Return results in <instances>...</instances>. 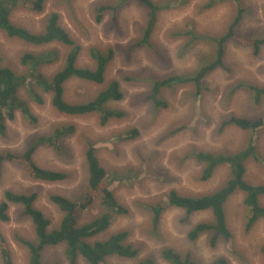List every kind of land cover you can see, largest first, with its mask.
Wrapping results in <instances>:
<instances>
[{
  "label": "rangeland",
  "instance_id": "rangeland-1",
  "mask_svg": "<svg viewBox=\"0 0 264 264\" xmlns=\"http://www.w3.org/2000/svg\"><path fill=\"white\" fill-rule=\"evenodd\" d=\"M42 1L41 13L15 8L11 23L29 32L40 33L47 16L57 13L60 26L81 49L77 60L79 68H93L89 55L91 48L113 52L102 85L70 79L64 84V99L71 104L87 102L114 79L120 85L123 99L110 103L107 108L120 111L124 116L112 118L102 126L97 114L82 117L59 114L51 106V96L36 87L20 59L25 54L40 56L45 52H56L55 62L38 68L45 77H51L63 65L67 48L59 44L26 45L0 33V68L28 77V84L19 90L18 96L36 120L31 122L17 112L15 119L7 122L5 136H0V152L21 154L34 137L47 136L55 128L65 125L75 128L72 136L62 140L63 154L40 147L34 156L39 167L66 173L65 181H33L21 166L6 163L0 179V200L5 190L25 195L34 192L38 196L35 207L51 221V228H56L62 213L48 198L60 195L73 199L80 194L86 184L84 143L91 141L96 143L97 157L106 171L113 196L126 213L114 216L108 230L89 242L102 241L111 234L125 231L128 233L126 244L138 249L134 259L113 256L105 259L104 264H138L145 260L151 264H169L162 256L164 249H172L182 258L189 257L194 264H213L219 259L227 264H264L261 254L264 220L245 232L242 193L236 192L225 205L230 239L227 242L220 240L214 247L209 245L207 235L194 242L187 239L190 227L210 219L208 213L194 214L184 223L183 213L172 209L162 216L159 227L153 229L146 212L148 204L162 200L170 190L182 196H199L214 192L227 181V167L218 168L209 180L201 181L203 167L192 157L193 151L228 154L253 141L259 161L246 164L245 180L251 185L264 184V128L255 133L232 126L220 131L223 122L232 116L254 120L264 114V100L254 106L250 93L240 90L232 95V87L237 83L264 88V45L258 54H254L252 49L230 43L224 58L225 66L202 80L200 96H194L195 90L190 83L175 81L172 83L177 86L164 89L160 95V100L168 103L166 109L154 112L145 100L152 82L193 76L200 58H207L212 51L207 38L220 35L231 23L236 12L232 0L217 3L208 10H204V6L210 0L169 3V8L158 15L150 39L155 51L137 48L127 56L119 49L126 50L136 42L138 29L144 24L145 17L143 10L133 2L121 8L114 26L111 13H106L102 21L96 23L93 6L111 5L120 0ZM241 6L245 13L238 33L250 39H264V0H242ZM188 29H193L205 39L185 47L189 38L186 39L184 32ZM28 87L40 94L42 104L29 98ZM129 129L138 131L133 141L118 143L113 139ZM260 204L264 207V197L260 198ZM100 207V200L95 199L82 214L80 224L96 219L102 212ZM8 217L7 222H0V234L10 249L13 264H27L26 248L16 238L34 240L30 220L17 206L10 207ZM41 264H68L64 246L46 248ZM76 264L87 263L78 257Z\"/></svg>",
  "mask_w": 264,
  "mask_h": 264
},
{
  "label": "trees",
  "instance_id": "trees-1",
  "mask_svg": "<svg viewBox=\"0 0 264 264\" xmlns=\"http://www.w3.org/2000/svg\"><path fill=\"white\" fill-rule=\"evenodd\" d=\"M225 0H210L204 10L213 8L217 3ZM133 2L143 10L144 24L138 29V37L126 50L119 49L127 56L137 48H144L155 51L150 39L154 32L158 15L169 8V3L178 0H120L111 5H94L96 23H100L106 13L112 14V23L117 25L118 15L122 7ZM242 0H232L236 8L235 15L225 31L216 37H209L207 41L211 45V53L207 58L201 57L199 65L193 76L186 79L171 78L163 81L152 82L149 93L145 100L152 107L154 112L166 109L168 103L160 100V95L164 89L175 87L172 82L179 84L190 83L194 90V96H200L203 89L202 80L209 73L217 71L225 66L224 58L227 46L232 43L242 48L252 49L254 54H258L264 45V39H250L241 36L238 28L245 13L241 6ZM15 8H23L29 12L41 13L43 10L42 0H0V33L9 39L18 40L26 45L45 46L49 44H59L67 48L64 62L51 77H45L38 71L40 65L52 64L56 60V52H45L40 56L25 54L21 57L20 63L28 68V77L32 79L36 87L43 93L49 94L51 106L61 115L69 117H82L97 114L100 124L106 125L110 119H121L124 114L107 108L110 103H115L123 99L120 85L117 80H110L107 86L99 91L92 100L76 104L68 103L64 99V84L70 79H79L95 85L104 83V76L107 66L113 58V52L99 51L91 48L89 50L93 68L77 67L81 49L75 44L69 34L59 24V15L50 13L45 21L44 29L40 33H32L23 28L13 25L10 17ZM189 41L185 47H189L196 42L203 41L205 37L195 33L193 29L184 32ZM27 76L16 75L9 69L0 68V136H5L6 124L15 119V114L20 112L27 120L35 122L27 105L19 99L18 92L27 83ZM29 86V85H28ZM240 90L250 93V100L254 106L260 105L264 100V88L237 83L232 87V95ZM27 95L38 104L43 103V99L34 88H27ZM235 127L241 131L255 133L264 128V114L257 119L230 117L223 122L220 131L227 127ZM75 128L71 125L57 127L47 136L34 137L27 144L21 154L11 152H0V179L3 165L6 163L21 166L29 179L44 183H60L67 179V174L58 171L47 170L39 167L34 156L38 148H49L56 153L63 154L64 147L62 140L72 136ZM138 136L136 129L125 130L114 136L118 143L133 141ZM98 148L96 143L85 141L84 143V167L86 173V184L78 196L67 199L60 195H53L48 198L61 213L62 218L56 228H51V221L35 207L38 198L36 193L17 194L10 190L2 193L0 200V222L9 220L8 211L11 206L21 208L24 217L30 220L34 240L16 238L27 251V264H41L42 253L48 247L64 246V257L68 264H76L77 258H83L87 264H104L108 257H119L122 259H134L137 257L138 249L126 244L128 233L119 231L109 235L105 240L89 242L90 239L105 233L108 230L114 216L126 213L115 200L111 185L109 183L105 169L100 165L97 157ZM192 157L202 165L200 174L201 181L209 180L214 172L220 167H227L229 177L227 181L217 190L210 194L199 196H182L175 190H170L164 198L154 204L146 206V212L150 216L153 229H157L162 216L169 210L176 209L183 213L182 222H186L191 216L197 213H208V221L198 222L190 227L187 232V239L196 241L207 235L209 245L214 247L218 241L227 242L231 237V232L227 226L225 205L229 198L236 192L243 194V206L245 209L244 230L248 232L252 227L264 220V207L260 204V198L264 197V184L251 185L245 180L246 164L249 161H259L257 149L253 141H249L247 146L234 153H212L193 151ZM95 199L100 200L102 212L98 217L87 223H81V216ZM264 257V246L262 247ZM163 258L169 264H194L189 257L182 258L172 249L162 251ZM0 264H13L10 249L6 240L0 234ZM138 264H151L145 260ZM213 264H227L225 260L219 259Z\"/></svg>",
  "mask_w": 264,
  "mask_h": 264
},
{
  "label": "bare ground",
  "instance_id": "bare-ground-1",
  "mask_svg": "<svg viewBox=\"0 0 264 264\" xmlns=\"http://www.w3.org/2000/svg\"><path fill=\"white\" fill-rule=\"evenodd\" d=\"M196 178V177H195Z\"/></svg>",
  "mask_w": 264,
  "mask_h": 264
}]
</instances>
